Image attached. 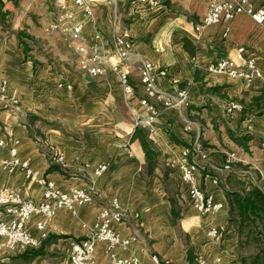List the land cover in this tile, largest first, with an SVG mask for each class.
Wrapping results in <instances>:
<instances>
[{"label": "crops", "instance_id": "obj_1", "mask_svg": "<svg viewBox=\"0 0 264 264\" xmlns=\"http://www.w3.org/2000/svg\"><path fill=\"white\" fill-rule=\"evenodd\" d=\"M65 1L71 6L72 0ZM92 1L91 19H82L79 11L75 16L83 23L84 44L105 58L100 77L89 76L75 45L50 29L54 0H2L10 32L0 26V192L7 189L38 203L42 182L51 181L59 189L92 188L94 196L92 204L74 215L56 213L39 242L42 255L27 264H68L67 248L92 235L99 211L114 200L124 213L114 231L121 238H136L127 250L115 248L120 257H135L142 264H154L152 257L160 264L250 261L254 245L229 227L224 191L231 175L264 190V115L244 113L264 90L259 81L213 76L206 68L243 47L264 72V26L241 14L197 35L194 26L202 21L209 0H160L157 10L136 0ZM253 2L264 7V0ZM124 33L133 41L123 64L131 96L109 68L114 40ZM143 63L157 69V86L165 98L185 91L188 102L187 107L165 109L150 101L157 111L148 129L151 149L158 155L152 175L145 173L143 150L133 138L147 116L140 106L145 94L138 69ZM233 103L242 109L228 112ZM57 154L63 155L64 166L51 162ZM231 154V171H224ZM182 160L198 164L195 185L223 202L224 210L207 218L197 213L176 185ZM103 164L108 170L95 177ZM165 168L180 208L176 225L162 182ZM36 221L33 217L27 229L38 238ZM210 227L217 228V238L207 237ZM18 251L0 262L21 263L24 249ZM107 258L106 244L97 243L95 264H105Z\"/></svg>", "mask_w": 264, "mask_h": 264}, {"label": "built area", "instance_id": "obj_2", "mask_svg": "<svg viewBox=\"0 0 264 264\" xmlns=\"http://www.w3.org/2000/svg\"><path fill=\"white\" fill-rule=\"evenodd\" d=\"M92 0H72L69 6L65 0H54V18L50 29L58 31L75 45V53L80 55L83 70L91 77H100L105 73V58L94 47H87L82 40L81 20L75 16L80 12L82 19H91L93 15ZM137 4L147 7L149 10H157L161 7L160 0H136ZM248 16L256 25L264 26V7H257L253 0H209L202 21L194 26V32L198 35L204 28L228 24L238 15ZM133 41L127 33L114 40L113 61L109 63L110 70L118 75L119 83L126 96H131L133 87L129 82L128 75L124 70V62L132 49ZM243 47L234 49L233 53L221 58L207 66L208 74L213 76H227L242 79L247 83L259 81L264 90V72L259 68L256 59L246 55ZM140 85L145 97L140 100L141 108L147 113L142 122L151 127L155 122L157 111L150 101H155L163 108L187 107V93L176 91L175 96H164L157 86V69L150 63H143L138 69ZM2 100V97H0ZM239 104H230L228 112L240 111ZM198 148V147H197ZM196 150L198 151V149ZM264 149V144H263ZM199 152V151H198ZM10 154L15 156L14 150ZM234 155L228 156L224 171H231ZM51 162L64 166L62 154L51 158ZM26 168V165L23 164ZM199 166L195 162L182 160L179 164L180 189L188 196L190 204L197 213L204 218L213 216L224 210L223 202L215 201L212 195L206 194L195 185V173ZM108 170V165H100L94 171L95 177H100ZM26 176L30 177V171L26 170ZM42 198L38 203L30 202L18 194L4 189L0 192V244L4 249L37 248L41 239L46 238L45 229L48 222L60 210L76 214V211L93 203L92 188L69 187L59 189L51 181L42 182ZM38 217L35 223L36 230L40 233L37 238L27 229L29 221ZM137 217V216H135ZM124 213L119 209L114 200L110 207L102 208L96 218L92 235L86 239L75 241L70 244L68 250V264H95L94 250L97 243L107 246V261L105 264H142L137 258H123L116 254L115 248L127 250L131 243L136 241L134 236L121 238L113 229V225L121 224ZM217 228L210 227L207 237L217 238ZM154 264H160L156 257H152ZM199 264H206L199 260Z\"/></svg>", "mask_w": 264, "mask_h": 264}, {"label": "trees", "instance_id": "obj_3", "mask_svg": "<svg viewBox=\"0 0 264 264\" xmlns=\"http://www.w3.org/2000/svg\"><path fill=\"white\" fill-rule=\"evenodd\" d=\"M4 4L0 0V26L9 30L6 23L7 13L3 11ZM244 113L250 112L264 115V93L254 98L245 106ZM149 130L139 127L135 130L133 138L138 140L145 156L144 170L147 175H152L157 168V153L151 149L148 139ZM163 186L167 189V200L171 204V222L176 225L180 219V208L174 191H171L172 180L168 170H163ZM227 183L229 189L224 191L226 207L228 209V225L237 234L239 239H244L254 245L255 256L248 262L241 264H264V190L251 185H244L235 176L231 175ZM42 255V247L24 249L18 257L19 264H27L37 256ZM16 264V263H15Z\"/></svg>", "mask_w": 264, "mask_h": 264}, {"label": "rangeland", "instance_id": "obj_4", "mask_svg": "<svg viewBox=\"0 0 264 264\" xmlns=\"http://www.w3.org/2000/svg\"><path fill=\"white\" fill-rule=\"evenodd\" d=\"M152 126L151 127H148V126H145L144 125L143 127L147 128V129H150V128H152ZM29 134H31V132H29ZM176 185L180 188L179 181H178V183H176ZM170 189H172L171 191H174L175 190V185H172V188H170ZM93 202H94V196H93ZM69 247L67 248V252L69 250ZM19 249H21V248H17V249H13V250H7V249H4L1 246V244H0V260H2L3 258H6L8 255H17L18 252H19L18 251ZM67 258H68V254H67ZM67 258H66V261H67ZM67 263H68V261H67ZM0 264H2V263L0 262Z\"/></svg>", "mask_w": 264, "mask_h": 264}]
</instances>
